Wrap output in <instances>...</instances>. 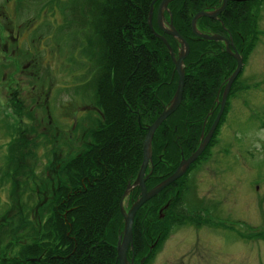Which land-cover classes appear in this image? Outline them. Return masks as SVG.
I'll use <instances>...</instances> for the list:
<instances>
[{
  "label": "trees",
  "instance_id": "obj_1",
  "mask_svg": "<svg viewBox=\"0 0 264 264\" xmlns=\"http://www.w3.org/2000/svg\"><path fill=\"white\" fill-rule=\"evenodd\" d=\"M221 1L173 0L169 5L166 15L189 41L190 49L184 60L182 103L152 139V169L146 179L149 187L174 171L184 153L195 149L206 117L207 127L215 119L217 93L235 61L227 50H219L216 58L211 51L214 40L196 35L191 18L200 9L218 6ZM261 1L230 0L217 18L200 16L197 26L209 33L224 31L239 46L246 40L247 48L255 40ZM157 2L66 1L64 14L72 35V51L85 57L86 70L76 89L88 96L99 114L89 132L92 140L59 163L55 191L38 200L39 220L29 209L12 213L11 222L0 235V245L4 236L9 245L15 235L19 241L0 264H119L117 241L125 223L122 196L140 169L146 127L170 102L179 77L169 47L148 21ZM166 38L179 53V41L171 34ZM187 176L174 180L176 188L169 184L147 200L136 214V255L147 254L157 241L146 261L178 227L198 225L206 219L203 209L196 210L202 203L199 196L190 200L191 177ZM139 192L136 187L134 196Z\"/></svg>",
  "mask_w": 264,
  "mask_h": 264
},
{
  "label": "rangeland",
  "instance_id": "obj_2",
  "mask_svg": "<svg viewBox=\"0 0 264 264\" xmlns=\"http://www.w3.org/2000/svg\"><path fill=\"white\" fill-rule=\"evenodd\" d=\"M66 1L0 0V235L16 210L29 209L39 220L38 200L43 201L55 191L59 163L92 140L89 132L99 112L91 108L88 96L76 89L86 67L71 57L74 52L64 14ZM261 16L264 27V8ZM33 25L42 26L45 44L38 39L28 43L20 40L14 58L1 60L6 54L3 44L18 26ZM17 41H8L10 54ZM39 42L40 47L47 45L45 57L40 56ZM258 45L262 48L259 53ZM258 45L236 81V95L227 103L223 122L206 157L189 172L190 200L202 195V204L214 206L222 222L207 227L209 231L188 224L178 227L153 258L146 261L149 250L143 256L136 255L135 264H141L144 256V264H264V34ZM25 52L34 59L32 69L38 66L45 73L50 71L46 83L30 67L24 69L27 60L18 54ZM75 55L81 61L82 54ZM213 55L218 58L214 51ZM70 60L74 85L58 92V86L51 81L64 73L63 65ZM70 78L67 77L69 81ZM67 79H63L64 84ZM130 187L123 204L126 211L138 198L134 189L140 188L141 192L138 185ZM196 238L201 244L190 245ZM18 241L15 235L9 245L4 236L0 261L8 257ZM134 247L135 242L133 250Z\"/></svg>",
  "mask_w": 264,
  "mask_h": 264
},
{
  "label": "water",
  "instance_id": "obj_3",
  "mask_svg": "<svg viewBox=\"0 0 264 264\" xmlns=\"http://www.w3.org/2000/svg\"><path fill=\"white\" fill-rule=\"evenodd\" d=\"M171 0H162L159 7H158V20L160 27L174 36H176L180 41H181V48L179 50V55H176V53L173 50V47L171 43L166 39V36L158 31L157 34L163 38V40L167 43L170 49V53L172 55L174 64H176V69L179 75L178 83H177V88L172 96V99L170 101V104L165 106L164 109L160 112V114L154 119L152 123H150L147 126V134L144 139V147H143V159L141 162L140 169L137 173L136 179L131 183L129 181L127 188L122 196V201H121V209L124 214V229H123V234H121L118 238V245H117V259L119 261V264H135V257L133 256L132 258L129 257V250H133V224H134V218L137 213V211L140 209L143 203H145L147 200L153 198L154 195L160 193L164 187L168 186L170 183L174 182L177 178H180L181 176H184L186 172L190 169V167L195 164V161H197L201 156L204 154L206 151V148L214 141V137L216 136V133L218 131V127L220 126L222 119H223V114L226 111V100L229 96L230 90L234 86V82L236 81V78L241 74V71L243 70V66L245 64L244 57L239 53L238 50H236L235 45H233V49L229 46V42L231 41L228 39L224 34H219V33H207L202 30L198 29L197 22L198 18L200 16H209V17H215L219 13H221L227 6V3L229 0H222V3L220 6H218L215 9H200L198 12H196L192 16V22H191V27L192 30H194L195 34L198 36H203L208 39H225L227 41V49L236 56L238 64L236 65L235 69L232 71V73L226 78V84L225 88L222 93V99L220 101V109L218 113L215 116L214 122L211 124L209 127L210 129L207 132H202L201 134V141L198 144L197 147L191 152L190 155L185 156L181 158L180 164L177 166L176 169L170 175L166 176L158 182L157 184L153 185L152 188H148L146 186V178L148 175L146 174V171L148 167L150 166L151 160H152V139L153 136L156 132V129L160 126V124L166 120V118L171 115L175 110L178 109V106L181 104V101L183 99V92L185 88V79H186V74H185V63L184 59L185 57L189 54V49H190V44L189 41L180 33V31L175 28L172 20H166L165 12L166 10L169 9V2ZM153 5L152 8L150 9V14H149V23L152 29L155 31V28L153 27V21L151 20L152 15H153ZM169 22L166 26V23ZM234 44V43H232ZM219 98V95L217 96ZM209 112V114H211ZM208 114V115H209ZM134 185H139L141 187V192L138 198L131 204V207L129 208L128 211L124 209L123 205V200L126 195V193L130 190V186ZM157 241L155 242V244ZM155 244H153L150 247V251L154 248ZM147 256H144L140 263L144 264L143 262L145 261Z\"/></svg>",
  "mask_w": 264,
  "mask_h": 264
},
{
  "label": "flooded vegetation",
  "instance_id": "obj_4",
  "mask_svg": "<svg viewBox=\"0 0 264 264\" xmlns=\"http://www.w3.org/2000/svg\"><path fill=\"white\" fill-rule=\"evenodd\" d=\"M161 1L162 0H158V2L154 5V11H155V14L153 13V15H152V18H151V20L153 21V26H154V22H155V24H157V27L155 28V26H154V28L156 29V30H158L160 33H162V34H164V35H167V34H171V33H168V32H166V31H164L161 27H160V24H159V20H158V7H159V5H160V3H161ZM173 0H171L170 2H169V4L168 5H170V3L172 2ZM260 9H259V12H258V18H257V22H256V24H255V29H256V31H255V33H254V35H253V38H255V40L254 41H252V43L251 44H253L251 47H250V45H248L247 46V48H246V46L244 47V46H239V45H236L235 44V48H236V50H238L239 51V53L242 55V57H244L245 59H244V61H245V64H244V66H243V69H244V67H245V65L247 64V62H248V60H247V58H248V56H249V54L253 51V49L254 48H256V46L258 45V43H259V40L262 38V35L264 34L263 32H264V27L263 26H261V13H262V10H263V8H264V0H262L261 2H260ZM167 14V13H166ZM4 16H7V17H9L8 15H6V14H4ZM32 18L34 19L35 17L32 15ZM211 18V17H210ZM215 18V17H214ZM166 19L167 20H169V21H171L170 20V17L168 18L167 17V15H166ZM33 21V20H32ZM148 21H149V16H148ZM3 22V21H2ZM1 22V23H2ZM150 22V21H149ZM169 22H167L166 23V26H167V24H168ZM150 24V23H149ZM152 28V27H151ZM218 32H220V33H223L224 35H226L227 36V34L224 32V31H218ZM27 34H29V36L28 37H23L24 35H27ZM45 34V33H44ZM44 34H43V31H42V26H30V27H27V28H23V27H19L18 26V29H17V32L16 33H13V35H11L10 37H9V39L7 40V42H4V44H3V46H2V49H4V51H6V54L3 56V59H1V60H8V59H12V58H14V53H16V52H18L17 51V49H16V47H19L20 46V43H19V41L20 40H22V41H24V42H27L28 43V41L29 40H31L32 42L33 41H36L37 39L40 41L41 40V42H43V40H44V38H45V36H44ZM156 34H157V32H156ZM32 35V36H31ZM158 35V34H157ZM172 35V34H171ZM7 36H9V34H7ZM159 36V35H158ZM5 37V36H4ZM161 37V36H160ZM173 37H175L174 35H173ZM16 39V40H18L17 42L18 43H16V44H14V47H13V53L12 54H10L9 53V51H8V47L10 48V44H8V41H10L11 39ZM162 38V37H161ZM176 38V37H175ZM6 39V38H5ZM177 39V38H176ZM219 41H221V44H218V42ZM44 44H45V42H43ZM178 46H181V44L178 42ZM212 45H213V47H212V50L214 51V53L215 54H218L220 51L219 50H227V41L225 40V39H215L213 42H212ZM229 45H232L233 46V44H232V41H230L229 42ZM47 45H45L44 47H40V42H39V51L41 52L40 53V56H47V52H48V48L46 47ZM255 46V47H254ZM243 49H245V50H243ZM259 50H262V48H261V46L260 45H258V53H259ZM256 51V52H257ZM52 54H54L55 55V53H56V50H51L50 51ZM227 52L229 53V54H231V56L233 57V59H234V66H236L237 64H238V61H237V58H236V56L235 55H233L229 50H227ZM249 52V53H248ZM58 54L60 55V53H59V49H58ZM247 54V55H246ZM252 54V53H251ZM10 55V56H9ZM22 56V58L26 61L27 60V63H26V66L24 67V69H26L27 67H30L31 65H32V62L34 61V59H32L31 57H29V55H27L26 54V52L25 53H19L18 54V57H21ZM71 57H72V55H71ZM82 57V56H81ZM79 57L78 56H76L75 54H74V61H78L79 59H78ZM85 60V58L84 57H82V63H83V61ZM49 65H50V63H49ZM34 66V65H33ZM72 66V64H71V60L69 61V63L67 64V62H65L64 63V65H63V74H61L57 79H51L52 81H51V83H55L57 86H58V89H57V91L58 92H60V91H65V90H69V88H72L73 87V85H74V83H73V79H72V77H73V75H74V72H73V68L71 67ZM33 67H30V70H31V72L32 73H35V74H37L38 75V77H43V80H44V83H46L47 82V78H48V75H49V72L50 71H48L47 73H45V72H43V70H41V68H38V66H36L34 69H32ZM235 68V67H234ZM23 69V70H24ZM84 72H85V70H83ZM244 71V70H243ZM228 73H230V72H228ZM242 73H244V72H242ZM68 76H71V78H70V81L67 79V77ZM227 76H228V74H227ZM226 76V77H227ZM240 77V76H239ZM238 77V78H239ZM64 78H66L67 79V81H66V83L64 84L63 83V79ZM225 81V80H224ZM223 81V82H224ZM223 84V83H222ZM18 86V85H17ZM224 86V84L222 85V87ZM236 91L237 90H235L234 89V87L231 89V91L229 92V98H228V100H227V102L229 101V100H231V98L233 97V96H235L236 94ZM220 92H222V88H221V91ZM221 96V95H220ZM89 104H90V106H91V108L92 109H94V106L89 102ZM217 104H218V106H219V108L217 109V111H216V113H215V115L218 113V111H219V109H220V101L219 100H217ZM166 105V104H165ZM213 122V121H212ZM211 122V123H212ZM206 124V122H204V124H203V131L204 132H207L210 128V125L208 126V128H207V126L205 125ZM199 140H201V138L199 139ZM184 155L185 156H188V155H190V154H185L184 153ZM184 155H183V157H184ZM182 158V157H181ZM181 160V159H180ZM198 163L200 164V163H202V159H199L198 161H196V163L195 164H193L192 166H191V168H190V170H189V172L190 171H192V170H194L195 169V167L198 165ZM178 166V165H177ZM177 166H176V168H177ZM151 167V168H150ZM149 168H150V170L152 169V166H150ZM175 168V169H176ZM151 171H149V169H148V171H147V173H150ZM188 172V176L190 175V173ZM172 173V172H171ZM168 175H170V173L168 174ZM168 175H166V176H168ZM166 176H164L163 178H165ZM187 176V177H188ZM163 178L161 179V180H163ZM160 180V181H161ZM172 183H174V182H172ZM172 183H170V184H172ZM169 186V185H168ZM176 185H175V183H174V187H175ZM167 187V186H166ZM166 187H164V188H166ZM163 188V189H164ZM163 191V190H162ZM176 191H177V189H176ZM175 191V192H176ZM199 196V199H203L202 198V195H198ZM195 198H197V195H195ZM166 205V204H165ZM222 205V204H221ZM200 209H203V217H206V219H204L203 221H202V223L201 224H198V225H194V226H192L191 225V223H187L188 225H190V227H195V228H203V229H205V230H208V228L209 227H211L212 225H217V224H220V222H222L221 220H218L217 219V217H220V214H218V212H216L217 210H216V208L214 207V206H211V205H203L202 203H200V204H197V208H196V210H200ZM198 211L196 212V213H198ZM165 212H164V217H165ZM214 215H216V217L214 216ZM210 219V220H209ZM221 219V218H220ZM208 221H210L209 222V224H207V222ZM186 224V225H187ZM186 225H183V226H186ZM208 227V228H207ZM178 230V229H177ZM176 230V231H177ZM176 231H174V232H176ZM209 231V230H208ZM173 233V232H172ZM172 233L171 234H169L167 237H166V239H165V241H164V243H163V246L165 247L166 246V242L167 241H169L168 239L170 238V236L172 235ZM194 242V241H193ZM193 242H191L190 243V245L191 244H196L197 246L199 245V244H201V242L199 241V239H195V242L193 243ZM202 243H203V245L205 244L203 241H202ZM132 254H131V256H130V253H129V257L130 258H132L133 256L135 257L134 259H135V261H136V253L134 252V250L132 251V250H129ZM119 263V262H118Z\"/></svg>",
  "mask_w": 264,
  "mask_h": 264
}]
</instances>
